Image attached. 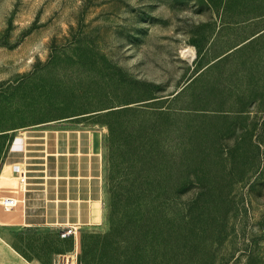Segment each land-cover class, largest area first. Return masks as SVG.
Here are the masks:
<instances>
[{
	"label": "rangeland",
	"instance_id": "rangeland-1",
	"mask_svg": "<svg viewBox=\"0 0 264 264\" xmlns=\"http://www.w3.org/2000/svg\"><path fill=\"white\" fill-rule=\"evenodd\" d=\"M88 158L100 221L0 224V264H264V0H0V196Z\"/></svg>",
	"mask_w": 264,
	"mask_h": 264
},
{
	"label": "crops",
	"instance_id": "crops-1",
	"mask_svg": "<svg viewBox=\"0 0 264 264\" xmlns=\"http://www.w3.org/2000/svg\"><path fill=\"white\" fill-rule=\"evenodd\" d=\"M65 131V130H64ZM63 135H56L54 139L53 151L49 156H74L84 153L80 147V140L77 145L69 146L70 141H62ZM72 144V143H71ZM82 144V138H81ZM73 145V144H72ZM23 140L15 145L13 150L19 153L24 151ZM12 158L20 159L16 153L10 154ZM47 155V156H48ZM49 169V171H48ZM46 170H29L26 173V183L19 191L22 199L20 203L22 213L17 221L1 222L2 225H24V226H44L58 225L59 227H76L77 225H87L97 223L101 219L102 196L100 187V177L95 172L91 159L81 164L71 162L57 163L53 170L48 164ZM1 196H13L9 194ZM0 196V197H1ZM13 209L2 214L4 218H9ZM8 213V214H7ZM12 213V214H11ZM11 214V215H9ZM8 215V216H7ZM6 216V217H5ZM7 243V242H6ZM12 249L15 250L11 244ZM23 259L22 254L15 250ZM29 261V260H27Z\"/></svg>",
	"mask_w": 264,
	"mask_h": 264
},
{
	"label": "built area",
	"instance_id": "built-area-1",
	"mask_svg": "<svg viewBox=\"0 0 264 264\" xmlns=\"http://www.w3.org/2000/svg\"><path fill=\"white\" fill-rule=\"evenodd\" d=\"M17 172L19 174V182L24 187L26 183V173L27 169L21 166H17ZM17 199L14 196H1L0 197V203L4 207L13 208L17 204ZM73 234L75 231L72 229V227H69L68 231L63 230L62 235H68ZM58 264H80L79 262V246L78 241L76 239L75 235V244L71 250H69L66 253H63L60 255V258L58 259Z\"/></svg>",
	"mask_w": 264,
	"mask_h": 264
},
{
	"label": "trees",
	"instance_id": "trees-1",
	"mask_svg": "<svg viewBox=\"0 0 264 264\" xmlns=\"http://www.w3.org/2000/svg\"><path fill=\"white\" fill-rule=\"evenodd\" d=\"M138 221L139 219L137 220V223ZM139 225L140 224L132 225L130 228H127L125 223L115 222L111 226L110 231L106 233L104 237L106 239H112L110 241H113V239L114 241H117L120 238H122V241H124L123 238H129L131 240L136 238H142V240L147 242L152 241L151 239L154 236V231H153L154 229L151 227V225L149 224L146 229H144ZM155 250L158 251V249ZM79 262L81 264L80 257H79Z\"/></svg>",
	"mask_w": 264,
	"mask_h": 264
},
{
	"label": "bare ground",
	"instance_id": "bare-ground-1",
	"mask_svg": "<svg viewBox=\"0 0 264 264\" xmlns=\"http://www.w3.org/2000/svg\"><path fill=\"white\" fill-rule=\"evenodd\" d=\"M185 50H187V49H185ZM16 199H17L18 202H17V204L13 208L4 207L5 209H8V212H9V210L13 209V211H14L13 213L14 214H12V213H11L12 215L9 214V215H11V216H9V218H4L3 215H5V214H0V220H1V222H8V221H14V220L17 221V219L20 217V215L22 213V207H21L22 204L20 205V203H22L23 201L19 197V195H18V197Z\"/></svg>",
	"mask_w": 264,
	"mask_h": 264
}]
</instances>
